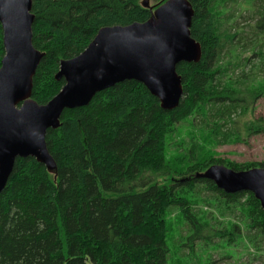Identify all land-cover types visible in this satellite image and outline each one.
<instances>
[{"label":"trees","instance_id":"1","mask_svg":"<svg viewBox=\"0 0 264 264\" xmlns=\"http://www.w3.org/2000/svg\"><path fill=\"white\" fill-rule=\"evenodd\" d=\"M165 1L33 0V45L43 57L32 98L45 104L62 89L61 61L83 52L102 27L144 22ZM189 1L202 57L177 66L179 105L165 110L131 79L65 109L46 135L56 168L18 157L0 193V264H171L173 217L189 227L181 250L241 232L238 222L225 226L231 232L219 229L205 205L241 209L247 227L264 239V210L252 192L227 193L199 176L213 164L264 167L210 150L264 132L263 116L245 120L264 97V3L242 26L232 0ZM4 54L0 23V67ZM187 122L194 133L177 146L185 153L168 157Z\"/></svg>","mask_w":264,"mask_h":264},{"label":"water","instance_id":"2","mask_svg":"<svg viewBox=\"0 0 264 264\" xmlns=\"http://www.w3.org/2000/svg\"><path fill=\"white\" fill-rule=\"evenodd\" d=\"M148 4V2H146ZM33 0H0L5 54L0 67V193L18 157H35L54 170L49 129L60 125L65 109L86 106L100 91L125 80L142 82L165 110L183 96L181 62H199L202 45L191 34L194 8L189 0H167L151 18L102 27L79 55L61 61L62 89L47 103L32 98L33 78L43 53L33 45ZM199 176L227 193L250 191L264 210V167L235 170L213 164Z\"/></svg>","mask_w":264,"mask_h":264},{"label":"rangeland","instance_id":"3","mask_svg":"<svg viewBox=\"0 0 264 264\" xmlns=\"http://www.w3.org/2000/svg\"><path fill=\"white\" fill-rule=\"evenodd\" d=\"M262 3H264L263 0H232L229 2V6L230 11L233 10L237 13L235 20L243 26L245 20L254 15L252 11ZM261 116L264 117V97L257 100L255 110L251 111L245 120ZM192 133H194L193 128L188 122L182 124L180 138L176 144L172 145L171 150L168 151V157L185 153L183 148H180L181 152L178 153L177 146L180 143L186 144L189 142ZM196 134L199 137L201 136L199 131ZM208 145H206L207 147L202 145V152H204H200L201 155L203 154L202 157L208 151ZM210 150L213 152L215 158L222 157L238 162H264V132L246 136L245 140L237 143L213 145ZM217 207L215 205L212 207L207 205L202 206V208H206L205 211L212 212L217 220L222 222V224L218 225L219 229H224L231 222H238L241 226V232L239 234H229L228 236L230 237L228 238L218 237L215 240L212 239L208 244L197 243L194 249L186 246L181 250L179 249V244L186 241L189 227L187 224L181 223L177 218L173 217L174 236L172 242H169L171 264H209L212 260L215 261V264H264V239L260 234L255 233L253 229L250 230L247 227L246 221L241 219L243 217L241 209L237 208L236 212L232 213L224 204H218ZM227 230L231 232L228 227L225 228V231ZM249 234H251V237L248 236ZM87 264L93 263L88 260Z\"/></svg>","mask_w":264,"mask_h":264}]
</instances>
